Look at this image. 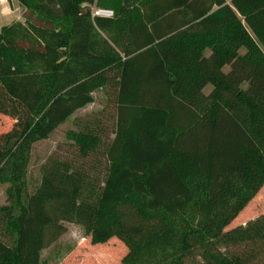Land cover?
<instances>
[{"label": "trees", "instance_id": "16d2710c", "mask_svg": "<svg viewBox=\"0 0 264 264\" xmlns=\"http://www.w3.org/2000/svg\"><path fill=\"white\" fill-rule=\"evenodd\" d=\"M16 1L24 21L0 31V117L13 121L0 264H41L65 222L93 245L118 240L122 264H264V215L229 229L264 187V0ZM111 82L113 138L74 139L103 172L51 159L30 193L34 145Z\"/></svg>", "mask_w": 264, "mask_h": 264}, {"label": "rangeland", "instance_id": "374dc122", "mask_svg": "<svg viewBox=\"0 0 264 264\" xmlns=\"http://www.w3.org/2000/svg\"><path fill=\"white\" fill-rule=\"evenodd\" d=\"M16 5L10 16L2 14V8H0V28L12 21V23L24 21L23 17L19 21L15 20L20 16L21 10V6ZM3 9L5 10L4 7ZM92 12L93 16H96V13H100L101 10L93 8ZM211 90L212 88L208 87L205 94L208 95ZM116 100L117 88L111 82L93 94L92 104L75 112L48 140L34 145L27 177L30 193L40 186L43 167L51 159L73 162L80 171L93 177L95 172H103L105 161L101 158H94L92 155L88 159H81L74 139L87 129H95L104 144L109 138L112 139L117 120ZM12 124L13 121L0 117V132L8 131ZM101 164L102 167L99 166ZM8 187L7 184L0 183V207L8 205ZM263 215L264 187L229 229L246 225ZM62 226L64 227L63 234L42 251L41 264H122L128 253L126 247L116 239L106 244L93 245L83 226L67 222L62 223Z\"/></svg>", "mask_w": 264, "mask_h": 264}, {"label": "crops", "instance_id": "0c3cea01", "mask_svg": "<svg viewBox=\"0 0 264 264\" xmlns=\"http://www.w3.org/2000/svg\"><path fill=\"white\" fill-rule=\"evenodd\" d=\"M16 4H19L16 0H0V8H2V10H1L2 14H4L5 16H10L12 14L13 8L17 6ZM228 4H230L229 1H228ZM3 7L5 8V10L3 9ZM22 12H23V9L21 7L20 14H19L20 16L17 17L15 20H18V21L21 20V17L23 16ZM12 22H10L8 25H10ZM8 25H6V26H8ZM2 28H0V31Z\"/></svg>", "mask_w": 264, "mask_h": 264}, {"label": "built area", "instance_id": "2783aa9c", "mask_svg": "<svg viewBox=\"0 0 264 264\" xmlns=\"http://www.w3.org/2000/svg\"><path fill=\"white\" fill-rule=\"evenodd\" d=\"M102 15H104L105 17H112V12L101 11L100 13H96V16H102Z\"/></svg>", "mask_w": 264, "mask_h": 264}]
</instances>
